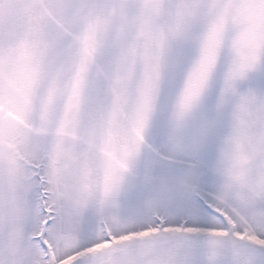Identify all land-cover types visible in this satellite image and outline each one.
Segmentation results:
<instances>
[{
    "label": "snow or ice",
    "instance_id": "obj_1",
    "mask_svg": "<svg viewBox=\"0 0 264 264\" xmlns=\"http://www.w3.org/2000/svg\"><path fill=\"white\" fill-rule=\"evenodd\" d=\"M0 264H264V0H0Z\"/></svg>",
    "mask_w": 264,
    "mask_h": 264
}]
</instances>
